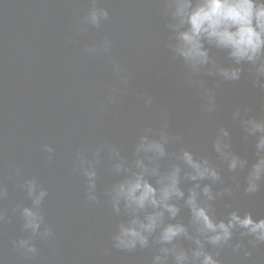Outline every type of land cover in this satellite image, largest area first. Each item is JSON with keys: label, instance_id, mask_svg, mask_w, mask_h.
Here are the masks:
<instances>
[{"label": "water", "instance_id": "1", "mask_svg": "<svg viewBox=\"0 0 264 264\" xmlns=\"http://www.w3.org/2000/svg\"><path fill=\"white\" fill-rule=\"evenodd\" d=\"M106 4L111 21L86 37H76L75 26L87 10V0H0V179L9 186L4 204L10 207L24 199L8 180L13 173L9 164L15 162L23 167L22 178L36 176L49 188L45 209L57 233L52 243L38 242L40 257L27 259L11 247V240L22 235L19 218L14 219L0 228L3 264H150L149 251L106 252L117 222L103 197L104 188L117 179L108 163L99 170V206L85 201L83 177L71 165L80 145L115 143L130 154L143 127L159 124L162 105L170 112V131L182 135L193 151L212 158L226 180L230 174L211 148L220 126L231 130L236 152L252 157L253 146L242 141L231 112L243 105L264 116V93L247 79L225 84L217 92L216 113H202L198 93L184 83L186 69L171 59L165 46L167 34L158 9L148 0ZM70 35L78 42H69ZM105 35L114 41L112 54L133 76L121 103L107 111L100 105L109 86L117 82L110 61L83 54L86 45ZM206 79L212 86L213 78ZM138 92L154 97L151 109L137 100ZM46 142L57 149L50 164L41 151ZM232 203L264 217V190L254 196L240 192ZM225 211L224 202H218L217 212ZM53 247L54 255L49 251ZM252 251L251 258H244L225 250L221 259L223 264H264V245Z\"/></svg>", "mask_w": 264, "mask_h": 264}, {"label": "clouds", "instance_id": "2", "mask_svg": "<svg viewBox=\"0 0 264 264\" xmlns=\"http://www.w3.org/2000/svg\"><path fill=\"white\" fill-rule=\"evenodd\" d=\"M148 2L159 11L167 34L165 46L171 59L186 69L184 83L198 93L202 113H216L217 92L225 84L247 79L253 89L264 93V0ZM86 7L75 26L76 37H86L112 19L106 0H87ZM67 39L78 42L72 35ZM113 49L109 35L83 48L87 57H108L117 81L100 105L104 111L121 103L133 80ZM208 77L213 78L212 86ZM136 98L146 109L154 106V97L147 92H138ZM159 113V124L143 127L130 154L115 143L80 145L75 150L71 168L83 177L88 204L102 203L99 170L105 162L117 178L103 190L117 218L106 252L149 251L150 264H223L225 250L251 258L252 250L264 245V217L234 207L232 201L240 192L254 196L264 190V116L243 105L231 112L242 141L253 146L251 158L234 150L229 127L217 129L211 148L230 174L226 180L225 171L212 158L193 151L182 135L170 131L168 107L160 106ZM41 151L45 163L55 159L53 143H43ZM9 167L13 173L8 180L24 199L5 206L9 186L0 179V228L19 218L22 235L11 240V247L27 259H36L41 256L39 241L57 239L45 209L49 188L36 176L22 178L21 165L12 162ZM220 201L226 209L223 214L217 212ZM49 251L54 255L56 249Z\"/></svg>", "mask_w": 264, "mask_h": 264}]
</instances>
